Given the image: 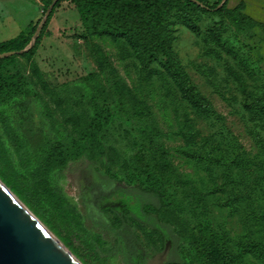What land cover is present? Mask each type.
I'll return each mask as SVG.
<instances>
[{
	"label": "rangeland",
	"instance_id": "374dc122",
	"mask_svg": "<svg viewBox=\"0 0 264 264\" xmlns=\"http://www.w3.org/2000/svg\"><path fill=\"white\" fill-rule=\"evenodd\" d=\"M241 1L244 13L264 22V0H228L227 7ZM52 5L0 0V40ZM48 29L33 57L16 55L0 67V78L20 72L29 91L0 104V181L67 250L81 264H204L192 245L205 224L234 252L242 242L264 245V29L202 9L173 12L171 50L208 112L185 97L158 58L146 64L128 39L88 33L69 1L56 7ZM121 99L127 117L117 112ZM97 104L110 109L111 122L81 148ZM18 110L56 148L52 165L41 166L45 151L27 144ZM146 124L186 181L176 186L177 205L132 177ZM239 264H264V248Z\"/></svg>",
	"mask_w": 264,
	"mask_h": 264
},
{
	"label": "trees",
	"instance_id": "16d2710c",
	"mask_svg": "<svg viewBox=\"0 0 264 264\" xmlns=\"http://www.w3.org/2000/svg\"><path fill=\"white\" fill-rule=\"evenodd\" d=\"M63 1H69L78 10L80 21L88 33L128 39L146 64L158 58L176 80L185 97L203 112H208L209 104L196 90L185 68L171 50L169 31L173 12L190 8L202 9L230 16L241 24L264 29V22L244 13L246 8L244 1L229 8L228 0L214 2L210 0H52V8L44 10L39 19L29 22L15 37L0 40V54L13 52L11 55L0 57V67L5 63H13L16 55L34 56L41 40L51 35L48 29L49 22L56 7ZM36 34L37 39L33 44ZM26 90L24 76L20 72L0 78V104L8 100L10 96L20 93L29 96V91ZM260 100L261 98L253 103L256 110L259 107V103L256 102ZM18 111L21 115L18 128L27 144L35 152L45 151L41 166L52 165L55 162L52 158L56 148H47L49 140L44 130L32 127L28 115L23 110ZM117 112L123 117L128 116L126 103L122 99L118 103ZM259 115L263 118L264 112H260ZM136 116L140 120L146 119L145 108H140ZM111 118L110 109L108 107L102 109L97 104L94 116L77 141L78 145L85 148L88 143H95L101 132L111 122ZM149 127V124H146L141 129L144 142L139 153L131 160L132 177L153 186L166 205H177L176 197L179 193L176 186L186 184V181L180 179L173 171L165 157L166 151L155 145L153 138L149 135ZM191 200L194 201V199ZM46 220L51 222L50 218ZM238 247V252L225 247L224 235L219 234L209 224L202 226L200 234L194 237L192 245L194 256L204 264H239L252 249L258 251L264 248V245L260 242L248 241L240 243Z\"/></svg>",
	"mask_w": 264,
	"mask_h": 264
},
{
	"label": "water",
	"instance_id": "95a60500",
	"mask_svg": "<svg viewBox=\"0 0 264 264\" xmlns=\"http://www.w3.org/2000/svg\"><path fill=\"white\" fill-rule=\"evenodd\" d=\"M36 39L37 34L33 44ZM11 54L13 52L2 53L0 57ZM4 187L6 186L0 181V264H81L68 254L67 248L59 243L54 235L44 229L45 225L33 213Z\"/></svg>",
	"mask_w": 264,
	"mask_h": 264
},
{
	"label": "bare ground",
	"instance_id": "6f19581e",
	"mask_svg": "<svg viewBox=\"0 0 264 264\" xmlns=\"http://www.w3.org/2000/svg\"><path fill=\"white\" fill-rule=\"evenodd\" d=\"M4 189L10 194V191H9V189L8 188H6V187H4ZM11 195V194H10ZM30 213V212H29ZM31 216L33 217V215L31 214ZM35 218V217H34ZM42 225V224H41ZM42 227H44V225L42 226ZM44 229L46 230V231H48L49 233H50V235H53V234H51V232L49 231V229L46 227H44ZM59 243H60V241H58ZM68 254H70L71 255V257H73V258H75L71 253H69L68 252ZM76 261H77V259H76ZM78 262V261H77ZM79 263V262H78Z\"/></svg>",
	"mask_w": 264,
	"mask_h": 264
}]
</instances>
